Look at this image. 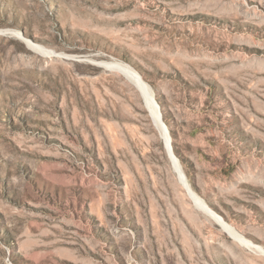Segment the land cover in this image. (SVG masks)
I'll list each match as a JSON object with an SVG mask.
<instances>
[{"label":"rangeland","instance_id":"rangeland-1","mask_svg":"<svg viewBox=\"0 0 264 264\" xmlns=\"http://www.w3.org/2000/svg\"><path fill=\"white\" fill-rule=\"evenodd\" d=\"M0 264H264V0H0Z\"/></svg>","mask_w":264,"mask_h":264},{"label":"bare ground","instance_id":"bare-ground-1","mask_svg":"<svg viewBox=\"0 0 264 264\" xmlns=\"http://www.w3.org/2000/svg\"><path fill=\"white\" fill-rule=\"evenodd\" d=\"M225 227H228V226L225 225ZM228 229H229L230 231H232V230L230 229V227H228Z\"/></svg>","mask_w":264,"mask_h":264}]
</instances>
